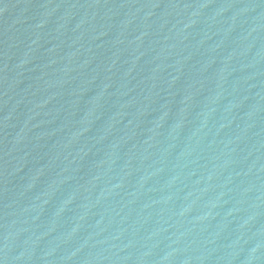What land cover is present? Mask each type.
Wrapping results in <instances>:
<instances>
[{
    "label": "water",
    "instance_id": "1",
    "mask_svg": "<svg viewBox=\"0 0 264 264\" xmlns=\"http://www.w3.org/2000/svg\"><path fill=\"white\" fill-rule=\"evenodd\" d=\"M0 264H264V0H0Z\"/></svg>",
    "mask_w": 264,
    "mask_h": 264
}]
</instances>
